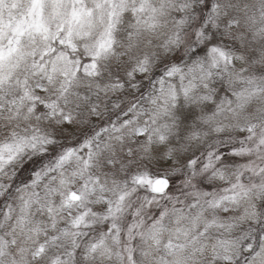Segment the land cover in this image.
I'll return each instance as SVG.
<instances>
[{
    "label": "snow or ice",
    "instance_id": "snow-or-ice-1",
    "mask_svg": "<svg viewBox=\"0 0 264 264\" xmlns=\"http://www.w3.org/2000/svg\"><path fill=\"white\" fill-rule=\"evenodd\" d=\"M0 264H264V0H0Z\"/></svg>",
    "mask_w": 264,
    "mask_h": 264
}]
</instances>
